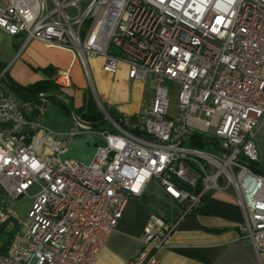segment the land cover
I'll return each instance as SVG.
<instances>
[{"label": "built area", "instance_id": "built-area-1", "mask_svg": "<svg viewBox=\"0 0 264 264\" xmlns=\"http://www.w3.org/2000/svg\"><path fill=\"white\" fill-rule=\"evenodd\" d=\"M0 30L24 47L72 52L87 77L88 58H103L110 75L125 65L145 87L136 115L117 111L115 120L106 111L101 129L74 116L61 133L43 109L32 114L1 69L0 189L10 202L32 204L0 264H95L130 199L151 182L180 216L168 223L152 215L145 248L127 264H159L156 251L179 222L219 191L233 192L244 240L264 253V173L251 167L260 164L254 140L264 124V0H0ZM53 82L39 99L71 101V69ZM168 83L179 86L173 116ZM84 134L96 142L88 163L67 156ZM7 218L0 211V222Z\"/></svg>", "mask_w": 264, "mask_h": 264}, {"label": "crops", "instance_id": "crops-1", "mask_svg": "<svg viewBox=\"0 0 264 264\" xmlns=\"http://www.w3.org/2000/svg\"><path fill=\"white\" fill-rule=\"evenodd\" d=\"M0 37L15 49L6 61L0 59V72L2 68L8 69L9 77L18 84L27 86L46 79L45 69L48 67L55 71L70 68L73 84L66 91L74 98V108L83 105L84 92L93 86L102 104L128 115L139 113L145 87L141 82L129 79L125 65L119 67L116 75H110L103 70V58H88L87 77L84 66L68 50L45 48L38 42L24 47L23 38L9 37L1 30ZM16 56H26L27 70L22 74V70L14 73L7 67ZM69 126V130L61 133L71 131L74 124ZM95 143L90 134L74 138L69 142L67 156L88 163L94 156ZM26 198L10 202L0 189V211L8 214L7 220L0 222V260L5 256L13 235L23 229L32 204L28 197L30 202L26 209L19 208ZM152 215L173 223L179 218L180 210L162 189H146L142 198L130 199L123 218L108 236L95 264H127L133 260L145 248L144 230ZM243 226L244 216L233 192H215L196 213L185 216L166 246L156 251L159 264H264V253L258 255L244 240Z\"/></svg>", "mask_w": 264, "mask_h": 264}, {"label": "rangeland", "instance_id": "rangeland-1", "mask_svg": "<svg viewBox=\"0 0 264 264\" xmlns=\"http://www.w3.org/2000/svg\"><path fill=\"white\" fill-rule=\"evenodd\" d=\"M13 49H14L13 46H11L7 40L0 37V59L1 60L6 61V59L9 57V55L11 54V51ZM25 59H26V56H22V57L16 56L13 59H11L13 61L11 63H9V65H7V67H9V70L11 69V71L14 73H18L19 71L21 72V70H22L23 72L20 73V74H22V73H24V71L27 70V68H26L27 65L25 63L26 62ZM56 72L57 71L53 72L54 74L50 77L52 82H53V76L56 74ZM168 86L171 89L170 116H173L176 112V109H177L179 86L175 85V84L173 85L172 83H168ZM90 89L93 93L92 86H90ZM65 93L67 94L66 96L68 98L69 97L71 98V101H69L66 97H64L62 95L61 96L57 95V96L52 97V99H50V98L47 99L46 103L42 102L39 99V97H37L38 99L35 102L29 104L31 107L30 111H32V114H34L35 116H37L40 113V110H39L40 108L43 109V112H41V115H42V118L44 119V122L46 123V125L48 127H50L51 129H53L57 132H63L64 130H69L70 123H72V125H73V120L71 118H68L64 112H62L58 107L55 106V103H54V102H59L61 104L68 105L69 107H72L74 105V103H73L74 98H73V96L68 94L67 91ZM96 103H97V101H96ZM97 105H98L99 109L101 110L98 103H97ZM254 141H255L257 150L259 152V155H260V167L264 170V124L258 130ZM205 151L206 152H213L214 149L211 148L210 145H208L205 148ZM147 189L159 190L161 188L159 185L157 186V184L153 182L152 184L148 185ZM31 193L34 194L35 189H32ZM29 202H30V200L27 197L25 199V201H23L21 203V205H19V208H21L23 210L26 209Z\"/></svg>", "mask_w": 264, "mask_h": 264}, {"label": "trees", "instance_id": "trees-1", "mask_svg": "<svg viewBox=\"0 0 264 264\" xmlns=\"http://www.w3.org/2000/svg\"><path fill=\"white\" fill-rule=\"evenodd\" d=\"M47 78L44 80L37 81L31 85H21L14 81V87L17 95L26 103H33L41 93H52L56 89V85L52 82L50 77L54 74L55 69L48 67L45 69ZM54 96H50L52 99ZM54 101V100H53ZM55 106L58 107L68 118L73 120V117H79L82 121L90 124L94 129H101L106 126V120L104 113L99 109L95 97L91 89H87L84 92L83 105L79 108L69 107L68 105L54 102ZM104 105V104H103ZM104 108L108 114L115 120L119 118V114L116 110L104 105ZM251 167L260 173H264V170L260 167L259 163H252Z\"/></svg>", "mask_w": 264, "mask_h": 264}, {"label": "water", "instance_id": "water-1", "mask_svg": "<svg viewBox=\"0 0 264 264\" xmlns=\"http://www.w3.org/2000/svg\"><path fill=\"white\" fill-rule=\"evenodd\" d=\"M92 89H93V86H92ZM93 95H94V97H95L97 103L99 104V106H100V108H101V111H102L103 113H106V110H105L103 104L101 103L100 99H99L98 96L96 95L94 89H93Z\"/></svg>", "mask_w": 264, "mask_h": 264}, {"label": "bare ground", "instance_id": "bare-ground-1", "mask_svg": "<svg viewBox=\"0 0 264 264\" xmlns=\"http://www.w3.org/2000/svg\"><path fill=\"white\" fill-rule=\"evenodd\" d=\"M202 57H209V50H202Z\"/></svg>", "mask_w": 264, "mask_h": 264}]
</instances>
